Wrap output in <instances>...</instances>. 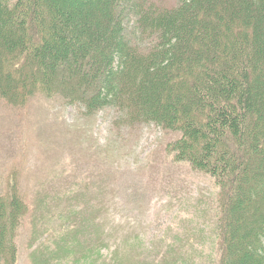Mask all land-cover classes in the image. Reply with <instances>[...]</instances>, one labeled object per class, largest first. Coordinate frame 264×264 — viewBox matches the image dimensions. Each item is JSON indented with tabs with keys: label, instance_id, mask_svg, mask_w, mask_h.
<instances>
[{
	"label": "trees",
	"instance_id": "1",
	"mask_svg": "<svg viewBox=\"0 0 264 264\" xmlns=\"http://www.w3.org/2000/svg\"><path fill=\"white\" fill-rule=\"evenodd\" d=\"M36 94L173 134V162L220 189L215 264H264V0H0V98ZM13 193L6 264L27 209Z\"/></svg>",
	"mask_w": 264,
	"mask_h": 264
},
{
	"label": "rangeland",
	"instance_id": "2",
	"mask_svg": "<svg viewBox=\"0 0 264 264\" xmlns=\"http://www.w3.org/2000/svg\"><path fill=\"white\" fill-rule=\"evenodd\" d=\"M116 117L43 94L23 106L0 98V197L16 192L27 208L13 264L219 261L214 180L173 162V134L117 129Z\"/></svg>",
	"mask_w": 264,
	"mask_h": 264
}]
</instances>
